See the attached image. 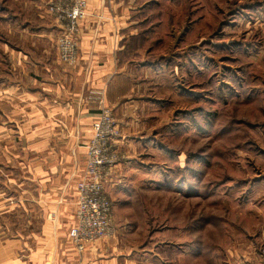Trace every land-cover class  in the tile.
Masks as SVG:
<instances>
[{
	"label": "crops",
	"instance_id": "obj_1",
	"mask_svg": "<svg viewBox=\"0 0 264 264\" xmlns=\"http://www.w3.org/2000/svg\"><path fill=\"white\" fill-rule=\"evenodd\" d=\"M49 1L25 0V49L9 44L3 49L10 65L0 78V137H25V149H0V264H189L183 251L178 258L163 260L153 252V258L143 259L141 245L123 242L129 222L121 225L118 220L129 216L127 209L120 213L118 208L127 204L131 188L147 184L134 175L148 168L139 149L154 148L161 131L173 130V110L169 116L165 110L173 105L175 89L186 90L174 83L171 66L154 60V30L141 17L148 4L86 0L87 15L77 35L79 59L69 65L58 58L56 40L62 27L48 13ZM16 28L13 23L9 31ZM101 96L123 131L115 144L122 160L106 182L115 233L80 253L69 230L77 221V184L86 170ZM187 213L183 209L181 217ZM179 232L174 229L177 239L183 234ZM258 237H249L246 252H235L226 264L259 263L264 227ZM186 240L177 242L181 250Z\"/></svg>",
	"mask_w": 264,
	"mask_h": 264
},
{
	"label": "rangeland",
	"instance_id": "obj_2",
	"mask_svg": "<svg viewBox=\"0 0 264 264\" xmlns=\"http://www.w3.org/2000/svg\"><path fill=\"white\" fill-rule=\"evenodd\" d=\"M140 1L148 4L141 17L154 30V60L171 66L186 90L175 89L165 110H173V130L139 149L148 168L134 175L147 184L118 196H130L118 208L129 211L118 218L131 226L123 242L141 245L143 259L183 251L189 264H226L264 227V0ZM5 44L25 49V0H0V78L10 65ZM7 146L25 149V137H0V149ZM173 228L184 229L180 239Z\"/></svg>",
	"mask_w": 264,
	"mask_h": 264
},
{
	"label": "built area",
	"instance_id": "obj_3",
	"mask_svg": "<svg viewBox=\"0 0 264 264\" xmlns=\"http://www.w3.org/2000/svg\"><path fill=\"white\" fill-rule=\"evenodd\" d=\"M62 29L57 38L59 59L75 64L80 55L77 35L81 22L87 15L86 0H51L47 6ZM100 114L93 123V134L87 145V163L83 177L78 181L76 224L69 236L77 250L83 253L86 246L115 233L112 222L113 203L106 193V182L120 161L115 144L122 137V130L113 111L99 97ZM78 264H87L80 261ZM264 264V245L260 247V263Z\"/></svg>",
	"mask_w": 264,
	"mask_h": 264
}]
</instances>
